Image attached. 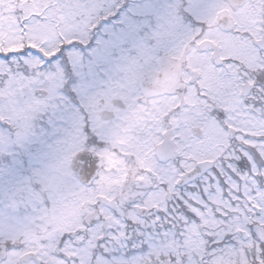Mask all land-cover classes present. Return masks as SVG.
<instances>
[{
    "label": "snow or ice",
    "instance_id": "6c2138e0",
    "mask_svg": "<svg viewBox=\"0 0 264 264\" xmlns=\"http://www.w3.org/2000/svg\"><path fill=\"white\" fill-rule=\"evenodd\" d=\"M0 264H264V0H0Z\"/></svg>",
    "mask_w": 264,
    "mask_h": 264
}]
</instances>
